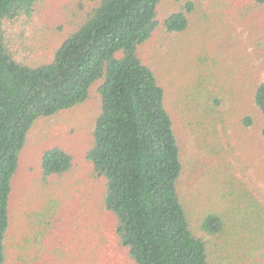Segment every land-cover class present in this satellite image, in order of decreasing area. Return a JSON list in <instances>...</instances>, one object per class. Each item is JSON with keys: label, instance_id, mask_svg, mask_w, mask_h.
I'll return each instance as SVG.
<instances>
[{"label": "rangeland", "instance_id": "rangeland-1", "mask_svg": "<svg viewBox=\"0 0 264 264\" xmlns=\"http://www.w3.org/2000/svg\"><path fill=\"white\" fill-rule=\"evenodd\" d=\"M185 1L161 0L158 18ZM190 1L194 8L187 28L168 33L159 26L138 55L165 90L181 145L178 191L192 232L209 239L201 221L210 211L224 212L237 234L227 233L220 245L214 239L220 247L210 249L215 264L217 257L264 264V117L253 102L254 88L264 78V4ZM77 2L36 0L34 15L24 25L7 21L16 59L29 65L49 61L62 37L82 19ZM93 2L83 0L86 8ZM98 112V95L92 90L83 103L38 118L30 128L13 181L7 264L120 262L106 247L104 255L102 242L92 236L93 231L107 234L112 222L99 208L102 181L91 177L86 160ZM245 116L251 117L248 127L241 123ZM52 146L69 151L72 165L65 174L48 177L39 161ZM59 215L60 229L49 230L47 222L56 218L58 227ZM37 219L43 224L36 226ZM29 240L34 255L23 248Z\"/></svg>", "mask_w": 264, "mask_h": 264}, {"label": "trees", "instance_id": "trees-1", "mask_svg": "<svg viewBox=\"0 0 264 264\" xmlns=\"http://www.w3.org/2000/svg\"><path fill=\"white\" fill-rule=\"evenodd\" d=\"M92 1L86 8L78 0L82 19L62 37L52 58L29 65L14 56L5 23L24 25L34 15L36 0H0V264L8 262L13 181L30 128L38 118L83 103L92 90L99 112L86 160L91 177L102 181L99 208L112 218L107 234L92 235L102 242L104 255L106 247L120 258L118 264H215L210 249L219 251L221 238L237 229L224 212L210 211L200 226L209 239L192 232L178 191L181 145L165 90L138 55L159 26L168 33L186 29L194 2L185 1L160 20L161 0ZM253 102L264 117V78L254 88ZM241 123L248 127L251 117ZM71 165V153L60 146L41 152L39 168L45 176L63 175ZM59 218L58 227L56 218L47 222L49 230L60 229ZM34 246L29 240L23 248L34 255Z\"/></svg>", "mask_w": 264, "mask_h": 264}]
</instances>
